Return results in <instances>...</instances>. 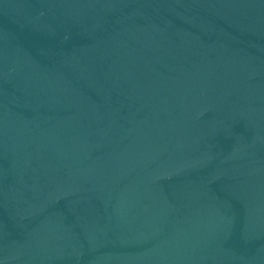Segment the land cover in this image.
Instances as JSON below:
<instances>
[{"label":"water","instance_id":"obj_1","mask_svg":"<svg viewBox=\"0 0 264 264\" xmlns=\"http://www.w3.org/2000/svg\"><path fill=\"white\" fill-rule=\"evenodd\" d=\"M0 264H264V0H0Z\"/></svg>","mask_w":264,"mask_h":264}]
</instances>
